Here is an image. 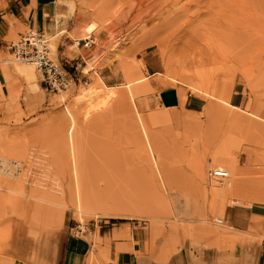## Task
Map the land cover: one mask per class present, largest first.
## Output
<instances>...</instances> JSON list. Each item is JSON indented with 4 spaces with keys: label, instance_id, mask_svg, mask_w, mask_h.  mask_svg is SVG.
I'll list each match as a JSON object with an SVG mask.
<instances>
[{
    "label": "rangeland",
    "instance_id": "rangeland-1",
    "mask_svg": "<svg viewBox=\"0 0 264 264\" xmlns=\"http://www.w3.org/2000/svg\"><path fill=\"white\" fill-rule=\"evenodd\" d=\"M64 1L69 13L61 16L63 24L42 34L56 62L82 55L80 82L45 89L33 64L0 46V264H54L61 233L79 221L87 231L126 222L128 231L131 226L143 236L144 253L160 251L154 258L159 262L189 249L220 251L236 244L264 249V0ZM8 22L5 41L36 30ZM86 37L92 39L88 47L73 43ZM14 60L32 66L36 80L14 69ZM96 77L102 87L116 90L102 107L104 92L82 96ZM153 81L177 87L182 102L189 92L206 103L198 112L163 107ZM146 82L150 90L139 95L137 109L129 88ZM70 115L77 120L73 135L84 198L98 210L118 207L141 217H80L65 200L71 181L65 119ZM225 154L240 167L245 184L237 196L245 202L226 198L218 211L207 190L213 182L208 174L219 167L214 159ZM7 184L23 191V202L11 201ZM33 189L63 192L64 206L54 220L32 222L33 209L26 204ZM153 212L165 213L156 228L147 216ZM87 231L81 236L89 238ZM95 236L97 247L101 239Z\"/></svg>",
    "mask_w": 264,
    "mask_h": 264
},
{
    "label": "crops",
    "instance_id": "crops-1",
    "mask_svg": "<svg viewBox=\"0 0 264 264\" xmlns=\"http://www.w3.org/2000/svg\"><path fill=\"white\" fill-rule=\"evenodd\" d=\"M4 3L0 8V46H5L4 37L11 30L8 20L15 19L18 26L35 27L41 33H52L63 24L60 22L61 16L69 13L64 0H5ZM79 57L82 55L62 59L67 61L68 67H72L78 64ZM153 84L158 89L157 99L163 107L198 112L206 103L204 98L189 92H186L182 102L177 87L162 86L159 81H153ZM97 225L87 231L89 238L77 237L71 231L62 232L57 242L54 264H264L263 247L241 244L220 251L183 250L169 260L159 262L154 259L156 256L152 251L153 258L144 253L143 236L131 226L128 231L126 222L111 226L108 223ZM95 235L101 239L97 247Z\"/></svg>",
    "mask_w": 264,
    "mask_h": 264
},
{
    "label": "bare ground",
    "instance_id": "bare-ground-1",
    "mask_svg": "<svg viewBox=\"0 0 264 264\" xmlns=\"http://www.w3.org/2000/svg\"><path fill=\"white\" fill-rule=\"evenodd\" d=\"M87 28L91 31L92 28H93V24L88 25ZM161 52L162 51L159 50V53H161ZM164 54H165V52H164ZM13 65L15 67L14 69H17L19 72L23 73L29 80H31V81L32 80L33 81L36 80V73H35V71H34L32 66H29L28 64H26V65L25 64H20L19 61L17 62L16 60H14V64ZM169 66H170L169 65V59L166 57L165 68L166 69H170ZM142 80L143 79H140V80L138 79L136 82H139V81H142ZM101 81L102 80H101L100 77H96L95 80L93 81V83L89 84L88 87L84 88L83 95H82V96L94 97V96H99L100 92H104L103 98L101 100H99V105L98 106H100V107L105 106L109 102V100L114 95H116L115 94L116 90H111L112 88L111 89H106V88L102 87ZM128 85L130 87V84H128ZM150 86H152V85H150ZM129 89L130 90L128 92V95H129L128 97H129L130 101L135 105L134 107H136L137 109L139 107L141 109V104H140L141 101L139 99V101H140V103H139L137 98H139V95L142 92L150 90L149 84L146 82V83H144L142 86H140L137 89H134V88L132 89L131 87ZM139 113H141V112H139ZM236 113H235V116H234V114H232V116H230V117H232L231 119L237 117ZM250 113H251V115L259 116L256 113H253V112H250ZM66 118H68L67 121H68V124H69V128H68V132H69L68 140L69 141L68 142H69V152H70V161H71L69 163L70 164V171H71V181H70V185H69V188H68V191H67L68 196L66 195V197L67 198L69 197V199H65V200H71L74 203L75 209H76V211H77V213H78V215L80 217H82L84 215L93 216V217H98V216H102L103 215V216H111V217H126V218H136L137 217V218H139V216H140L139 214L132 213L130 211L128 213V212L120 210V208H118V207H115V208L102 207L101 208L102 210H98V208H100V207H97V206L95 207L92 204L91 200H90V202H91L90 203L88 200H86L84 198V196H83L84 192H82L83 189L81 187L82 184H81V180H80V170H81L80 169V161H79V158H78V150H77L76 140H75L74 135H73V129L76 126L77 120H76L75 116H73V115H70L69 117L66 116L65 119ZM149 147H150L151 158L154 161V163H156V160H157L156 152L154 151V149H153V147L151 145ZM158 159H159V157H158ZM224 159H229L230 162L229 163H225ZM212 163H213V161H212ZM214 164L219 166V167H216V169H223L221 167L226 168L224 170L227 171V177L225 179H215L216 181L213 180V182L210 184L211 187L210 188L207 187L208 193L212 196V203L211 204H212L213 208L218 210V211L223 209L225 207V204H224L225 202H222V201H223V199H226V198H230V199H234L235 198L237 200V202H238V200L242 201V202H245V198H243L241 196H239V197L237 196V195H239L241 193L240 191H241V188L243 187L244 181L242 182V177L238 176L239 172H240V167L238 166V163L235 160L234 156L232 154H225L224 156H220L219 158L214 159ZM204 168H205L204 165H201L200 172H201V176H202L203 181L205 180ZM4 186L9 191V193L11 195V201L12 202H14L16 205H18V203L20 204L21 202H23L22 199H21V198H23V197H21L23 195V194L21 195V191L22 190L19 189V187H16L15 185H11V184H7V185H4ZM19 194H20V196H19ZM260 194H261V192H260ZM29 197L30 198L27 201L26 207H28L29 209L30 208L33 209V217H34V219H36L34 221L32 220V222H34V224L37 223V220H39L38 219L39 217L43 218V219H47L49 221L54 220L55 217L57 216L56 215V213L58 212L57 210H59V208L61 206H64V202L63 201H64V198H65V195L63 194V192L58 196V195L53 194V193H51L49 191L48 192H42V191H40V189H39V191H37L36 189H33L29 193ZM245 197H248V196H245ZM263 197H262V199H263ZM160 202H162L161 198H160ZM158 203L159 202H157V204ZM154 204H155V201H154ZM162 204H163V202H162ZM157 209H159V208H157ZM159 213L153 212V213H150V214L147 215L150 218L156 220L155 222L151 221V223H152L151 225H153V227H155L156 224H158V223L161 224L162 223L161 222L162 219L165 218V216H164L165 213L162 214V215H161V213L160 214ZM200 220L203 222V221L206 220V217H202ZM32 222H30V223L32 224ZM170 224H171V222H170ZM155 230L157 231V229H155ZM160 230H162L164 232L165 239H167L166 237L168 236L169 232H166L165 230H163V227ZM174 230H176V229L174 228ZM31 231H33V230H31ZM179 232L180 231H178L177 233H179ZM175 234H176V232H175ZM160 235H162V234H160ZM259 235H261V234H259ZM262 235L264 236V234H262ZM170 236L173 237L172 233L170 234ZM172 240H174V238ZM172 242L173 241H171V243ZM118 250H122V249L119 248ZM159 252H160L159 250L153 251V248H152V254L154 256H157L158 254H160Z\"/></svg>",
    "mask_w": 264,
    "mask_h": 264
},
{
    "label": "built area",
    "instance_id": "built-area-1",
    "mask_svg": "<svg viewBox=\"0 0 264 264\" xmlns=\"http://www.w3.org/2000/svg\"><path fill=\"white\" fill-rule=\"evenodd\" d=\"M76 45L88 47L92 44V39L86 37L84 39L73 40ZM6 47L17 58L22 59L27 63H32L41 73V84L45 89L50 91H58L66 89L76 81L80 82L82 71H78L77 63L74 69H71L66 64L67 61L62 59L56 62L50 53L48 41L44 35L35 30L28 31L20 35V38L15 41H6ZM209 180L225 179L227 171L224 169H211L208 174ZM221 222V219H217ZM70 231L77 237H80L84 231V225L79 221L71 227Z\"/></svg>",
    "mask_w": 264,
    "mask_h": 264
}]
</instances>
